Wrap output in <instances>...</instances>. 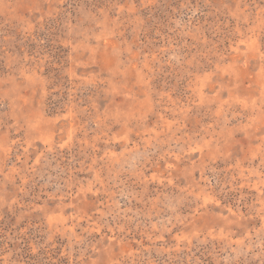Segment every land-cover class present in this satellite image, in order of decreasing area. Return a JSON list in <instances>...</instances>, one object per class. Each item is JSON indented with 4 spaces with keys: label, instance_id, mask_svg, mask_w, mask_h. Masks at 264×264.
<instances>
[{
    "label": "rangeland",
    "instance_id": "rangeland-1",
    "mask_svg": "<svg viewBox=\"0 0 264 264\" xmlns=\"http://www.w3.org/2000/svg\"><path fill=\"white\" fill-rule=\"evenodd\" d=\"M0 264H264V0H0Z\"/></svg>",
    "mask_w": 264,
    "mask_h": 264
}]
</instances>
